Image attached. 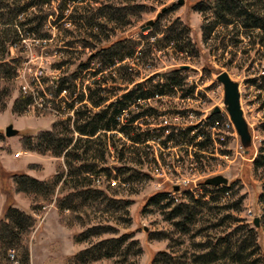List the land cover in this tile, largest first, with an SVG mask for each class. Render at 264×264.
Wrapping results in <instances>:
<instances>
[{
  "label": "rangeland",
  "instance_id": "rangeland-1",
  "mask_svg": "<svg viewBox=\"0 0 264 264\" xmlns=\"http://www.w3.org/2000/svg\"><path fill=\"white\" fill-rule=\"evenodd\" d=\"M178 1L85 0L81 4L70 5L66 15L73 12L74 6L89 8L92 13L103 5L130 9L129 13L124 14V18L116 23H106L103 18L97 20L105 24V30L99 37L103 39L108 36L107 41L124 37L144 44L145 41L141 37L154 32L161 36L160 34L170 27H173L174 34L182 32L188 35L197 51L194 56L187 58L173 49L166 48L161 53L150 56L152 60L149 68L145 67L144 63L143 67L139 61L140 66L135 70L138 73L137 83L153 74H162L177 67L187 66L185 82L188 86H194L201 103L194 100L181 103L179 98L173 97L161 101L157 106L160 104L163 109L168 110L188 105L198 106L199 112L195 114L198 119L208 115L212 109L219 108L223 90L216 77L220 73H226L231 81L239 85L240 104L251 135V145L243 149L233 125H228V132L233 133L227 138L224 147L222 146L223 152L209 150L204 155H199L198 162L196 160V163H190L194 158L193 150H189L188 154L168 148L165 154L168 159L167 165L162 163L159 168L144 160L135 159L136 156L130 155V150L120 148L122 142H125L126 148L129 144L119 135L115 138L121 140L115 144L120 153L119 159L111 149V155L105 156V161L101 165L110 170L109 175L100 174L99 182L94 181L92 184L93 188L105 195V202L101 206L92 204L82 208L77 214L71 215L68 212L59 214L53 200L41 211L34 213L31 198L14 191L11 175L26 174L34 179L43 180L56 172L66 175L67 168L62 158L22 151L19 136H31L39 131L50 130L55 121H65L66 118H54L49 112L31 108L21 115L13 114L12 105L20 94V82L14 79L12 93L6 101L5 108L0 111V220L8 204L35 219V227L29 238V264H67L68 257L96 242L117 239L128 234L129 239L121 250L135 241L141 250L139 255H134L135 248L132 247L125 259L118 255L91 264H150L152 258L160 252L170 254L181 264H264V169L255 173L252 166L264 140V132L260 129V125L264 123V110L260 107L264 95L258 90L257 83L252 82L264 74L262 51L258 45L252 47L250 43L253 40L245 37L240 39L241 43L237 47L227 44L225 52L219 41L215 43L209 41L208 46L203 45L200 32L202 19L192 9V5L206 0H183L181 6L177 4ZM136 6H139V9H135ZM51 20L50 27H53ZM149 21L153 22L149 29L141 30ZM185 26L188 30L184 28ZM58 27L59 29L53 27L50 31L52 33L49 32L51 42L48 48L50 47L56 57L50 61L53 63L67 59L71 61L70 65L62 71H57L51 65L41 64L38 60L31 64L34 68L38 66L45 68L46 75L51 78L70 75L79 64L85 63L87 57L94 55L98 48L106 43L105 40L104 43L92 41L84 46L81 34L75 31L67 19L63 20L61 25L58 24ZM228 36L230 37V34ZM23 45L9 55L10 58L20 57L21 64L26 59V48L32 49L35 55L38 49L30 40ZM88 73L81 75L82 82L91 78ZM124 87L122 86V89ZM122 92L118 93V97L123 94ZM151 104L154 105L152 102ZM9 125L18 130L19 136L5 137L4 131ZM73 137L76 138V134ZM159 148L162 146L151 144L153 157L159 158ZM180 154L184 155V160L179 163L176 157L181 159ZM118 168L121 171H117ZM217 175L225 177L228 181L227 185L218 186L229 188L227 196L214 195L212 187L202 184L206 179ZM174 185L179 186L176 193L172 189ZM189 188L192 189V193L189 192ZM186 190L194 199L203 198L202 202L206 204L200 208L202 213L197 218L195 226L183 234L175 229L171 221L165 220L170 208L160 210L156 206H147V199L157 192H168L175 205L186 203L188 196L183 194ZM67 192L64 191L61 195ZM57 196L60 194L55 195ZM211 196L214 202H211ZM126 202L127 206L122 208ZM61 216L63 220L73 222V225H65L61 221ZM254 218L258 219L257 227L253 225ZM80 223L87 224L82 226ZM96 226H106L111 230L86 242L73 243L74 235ZM161 235L165 238H161ZM211 251L213 254L208 255ZM10 252L8 255L13 256L14 252L12 251V254Z\"/></svg>",
  "mask_w": 264,
  "mask_h": 264
},
{
  "label": "trees",
  "instance_id": "trees-1",
  "mask_svg": "<svg viewBox=\"0 0 264 264\" xmlns=\"http://www.w3.org/2000/svg\"><path fill=\"white\" fill-rule=\"evenodd\" d=\"M83 2L85 0H0V82H2L0 111L5 108L6 101L12 93L13 81L21 65L20 57L10 58V47H15L17 51L18 47L24 46L23 42L26 40L35 43L50 39V33L46 29L50 19L52 26L58 29V24L61 25L63 20L67 19L75 31L81 34V42L84 46L92 41L106 42H103L104 45H101L94 55L87 57L85 63L79 64L70 75L56 77L54 87H45V90L53 96L52 102L55 108L59 110L65 106L63 111L65 121H55L50 130L39 131L35 135L19 136L18 134L22 151L62 158L67 168L66 175L56 172L43 180L34 179L26 174L11 175L14 191L31 198L34 213L41 211L53 200L59 214L64 212L77 214L82 208L92 204L101 206L105 202V195L102 191L93 188L92 184L94 181H99L100 174L109 175L110 170L101 165L105 161V156L111 155V149L119 159L120 153L115 144L121 140H115L116 136L121 135L129 144L126 148L125 142H122L120 148L130 150V155L136 156L135 159L144 160L150 165L158 164L152 155L149 143H158L163 149L172 148L188 154L189 150H193L194 158L190 163H196L199 155L214 150L210 129L214 125L221 124L219 114L211 113L206 122L199 127L151 129V124H158L159 114L173 115L178 109L162 110L160 104L161 110L152 108L147 104L148 100L156 97L166 99L177 97L180 100L192 98L195 88L187 85L184 76L187 69L180 67L162 74H153L137 83L138 73L135 70L140 66L139 61L142 62L143 67L144 64L151 65V57L166 48L189 58L197 52L194 45L188 35L182 32L174 34L173 27L166 29L160 34L161 36L154 32L141 37L145 41L144 44L124 37L114 41H107L108 36L101 39L99 36L105 30V24L97 20L103 18L106 23H116L123 19L124 14L129 13L130 9L103 5L92 13L89 8L74 6L73 12L66 15L70 5ZM53 3H56L54 7ZM134 8L139 9V6ZM192 9L202 19L200 32L203 45L208 46L209 41L214 43L219 41L225 52L227 44L237 47L241 43L240 39L245 37L253 40L250 43L252 47L260 46L264 63V0H206L196 2L192 5ZM184 28L188 30L186 26ZM45 47L44 53L50 56L52 50L48 48V44ZM37 54H40L39 48ZM94 58L96 61L93 62ZM126 60L134 61L135 68L132 69L125 62ZM70 63L71 61L67 59L58 60L53 62L52 67L62 71ZM86 73L91 75L90 79L87 78L90 81L88 85L80 80L81 75ZM252 82L257 83L258 90L264 95V74ZM122 86L125 87L122 89ZM62 91L66 92L64 98L60 97ZM121 92L123 94L118 97V93ZM75 103L79 104L76 109ZM31 104V97L20 91L12 105V113L21 115ZM260 107L264 110V97ZM71 111L72 116H69ZM124 115L125 119L122 118ZM260 129L264 132V123L260 125ZM75 134L76 138L73 137ZM180 156L179 163L184 160V155L180 154ZM165 160L160 152L161 164L165 165ZM252 166L255 173L264 169V140ZM117 171L121 169L118 168ZM212 188L214 195L223 197L228 195L227 187ZM64 191L68 192L61 195ZM57 194L60 196L55 197ZM168 194V192L155 193L147 199V206H156L160 210L170 208L165 220L171 221L178 232L186 234L190 231V227L195 226L197 218L202 213L200 208L206 203L202 202L203 198L194 199L188 191H184L183 194L188 196V201L175 205ZM261 198L262 194L259 196V199ZM210 200L214 202L212 196ZM163 202L165 203L161 205ZM127 204L124 203L125 206L122 208ZM60 218L65 225H73V222L63 220L62 216ZM80 224L86 226L87 223ZM34 227L35 219L31 215L11 204L6 206L3 218L0 220V264H29V238ZM109 230L111 229L106 226L92 227L74 235L72 240L74 244L86 242L102 233H108ZM129 236L130 234L96 242L89 248L68 257L66 262L91 264L118 255L125 259L132 247L135 248L134 255L137 256L141 250L135 241L121 250ZM9 251L14 252L13 259L9 257ZM212 254V251L208 253V255ZM150 264H181V262L170 254L160 252L152 258Z\"/></svg>",
  "mask_w": 264,
  "mask_h": 264
},
{
  "label": "built area",
  "instance_id": "built-area-1",
  "mask_svg": "<svg viewBox=\"0 0 264 264\" xmlns=\"http://www.w3.org/2000/svg\"><path fill=\"white\" fill-rule=\"evenodd\" d=\"M46 29L48 30V32L51 31L52 27H50V24H48V26H46ZM50 33H52V32H50ZM26 41H29V40H26ZM26 41H24L23 44H25ZM30 41H32V40H30ZM33 42L34 41H32V43ZM50 42H51V36H50V39H48V40H43L41 42L35 41V43H33V44H36V46L40 49L39 55L38 54L35 55V53L33 54V52L31 51L32 49L26 48V51H25L26 59L22 62V64L18 68L17 76L15 79L20 82L19 88H20L21 93L24 95H28L32 99V104H31V106H29V108L49 112L54 118L58 117V118L62 119V118H64L63 111L65 109L64 108L65 106H62L59 110L57 108H55L53 105V102H52L53 96L51 95V93H48L45 90L46 86H48V87H54L55 86L54 81L56 78L48 77L45 73V68H42L41 66L34 68L31 65L34 63V61L38 60V61H40L41 64L44 63V65L46 64V65L52 66L53 63H51L50 60L56 58L55 54L53 56L49 57L46 53H44V50L46 48L45 46L47 44H49ZM15 50H16L15 47H10V54L12 55L13 53H15ZM125 62L127 64H129L132 67V69L135 68L134 61L126 60ZM145 67L149 68L150 65H145ZM84 84L88 85L89 84L88 80H85ZM38 92H40V94ZM65 96H66V92L62 91L60 97L64 98ZM193 97L195 99H193ZM164 100H166V98L156 97L155 99L148 100L147 104L152 108H156V109L159 108L160 109V107L157 106V102L158 101L161 102ZM192 100L198 101L199 103H201V98L197 97L196 91H194L192 98L183 99L180 101H181V103H184V102L187 103V102H193ZM219 100H220V106H219V113L218 114L221 118V124L219 126L214 125L210 129L211 130V139L213 141L214 151L216 153H218V150H220V152H223L221 150L222 146L224 147V145L226 144L227 138L231 137V133H233V132H228V125H232V123L229 119V116H228V114L225 110L224 104H223V95L220 96ZM151 102L154 103V105H152ZM78 106H79V104L75 103L74 108L76 109ZM197 107L198 106L191 107L188 105L187 107L185 106V107L178 109V112L176 114H173V115H169V114L161 115V114H159L157 116V121H158L157 123L158 124H155V125L151 124L150 128L156 129L158 127H162V128L169 129V127H173L176 129H184L186 127L202 126V124L204 122H206L207 117L212 113L213 109H212V111H210L209 114L207 113L208 115H204L201 118L197 119V117L195 115L197 112H199ZM161 109L165 110L162 107H161ZM69 116H72V111L70 112ZM122 118L125 119V115L122 116ZM198 140H200V138H198ZM151 144H155L159 147L158 143H149L150 146H151ZM160 152L162 153V158L166 159L165 164H166V161L168 160L167 156L165 155L167 153V149L163 150L161 148L159 151V158L154 156L155 161L158 164L157 167H159V168H161ZM225 158H227V156H225ZM176 160H178V156L176 157ZM98 182L99 181H97V183ZM177 187H179V186H177ZM186 191H188V190H186ZM189 192L192 193V189L189 188ZM175 193H172V195H175ZM11 252H10V254H12ZM9 257L11 259H13L12 255H9Z\"/></svg>",
  "mask_w": 264,
  "mask_h": 264
},
{
  "label": "water",
  "instance_id": "water-1",
  "mask_svg": "<svg viewBox=\"0 0 264 264\" xmlns=\"http://www.w3.org/2000/svg\"><path fill=\"white\" fill-rule=\"evenodd\" d=\"M179 6L183 4V0H179L177 3ZM158 17V15H157ZM153 22L149 21L144 25L141 30L149 29ZM182 68H187V66H182ZM216 81L222 86L223 89V104L225 110L229 116V119L234 127V130L239 137L240 144L243 149L248 148L251 145V135L248 130V125L243 117V111L240 104V93L239 85L236 82L230 80L226 73H220L216 77ZM219 109L214 108L213 113H218ZM5 137L11 138L18 135V130L14 129L12 125L5 128ZM228 181L225 177L217 175L208 178L204 181V184L211 187L225 186ZM178 187H173V191L177 192ZM253 225L258 226V219L254 218Z\"/></svg>",
  "mask_w": 264,
  "mask_h": 264
}]
</instances>
